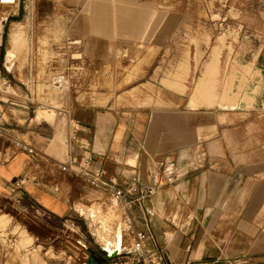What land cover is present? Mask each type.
<instances>
[{
  "label": "crops",
  "instance_id": "0c3cea01",
  "mask_svg": "<svg viewBox=\"0 0 264 264\" xmlns=\"http://www.w3.org/2000/svg\"><path fill=\"white\" fill-rule=\"evenodd\" d=\"M58 1L61 8L52 15L59 19L60 42L47 49H63L65 39L69 45L80 39L90 51L107 49L109 44L156 50L173 32L172 0L165 9H158L161 0ZM252 44L248 39L244 55L235 59L216 58L213 49L202 64L263 68L264 41ZM188 60L177 64H201ZM3 64L6 75L0 74L1 87L9 81L20 83L23 95L11 88L15 94L11 96L20 100L16 101L0 91L6 95L0 100L4 105L0 106V197L39 213L33 221L41 244L69 224L81 247L73 255L80 264L91 256L99 264H112L119 257L107 256L115 246L119 245L120 256L131 251L133 228L146 232L149 246L168 263L264 264V108L248 111L246 101L239 104L231 96L234 91L227 96L219 91L216 96L199 90L196 83L187 95L162 92L161 106L149 93L145 105L89 108L67 115L56 106L32 103L42 93L22 83L37 81L29 63L20 73H12L14 62L5 68V56ZM104 64L98 61L95 66ZM228 72L235 87V74L232 69ZM205 97L218 100L206 105ZM11 106L23 113L22 124L3 119ZM39 109L56 110L54 121L40 113L27 120ZM60 116L66 120L62 128ZM32 120L56 125L41 128L40 123L32 126ZM72 128L75 134L70 137ZM13 141L34 154L17 150ZM66 153L79 159L92 157V165L116 179L121 188L135 175L152 193L124 212L80 176L60 171L58 164ZM23 176L29 181L16 195L11 183Z\"/></svg>",
  "mask_w": 264,
  "mask_h": 264
},
{
  "label": "rangeland",
  "instance_id": "374dc122",
  "mask_svg": "<svg viewBox=\"0 0 264 264\" xmlns=\"http://www.w3.org/2000/svg\"><path fill=\"white\" fill-rule=\"evenodd\" d=\"M166 3L170 7L169 0H161L158 9H165ZM171 5L173 32L156 50L120 49L119 44L116 48L109 44L107 49L90 51L83 47L86 44L80 39H76L75 45L67 44L65 39L61 44L63 49L53 50L47 48L60 42L56 28L59 19L52 15L54 9L61 8L60 2L20 0L17 11L8 15L0 33V74L6 75L4 56L5 68L16 63L12 73H20L29 63L30 73L37 81L22 83L30 89L36 87L42 93L38 98H32V103L56 106L67 115L89 108L145 105L149 93L153 97L156 95L155 105L161 106L162 92L187 95L196 83L200 85L199 90L204 88L205 93L216 96L219 91L224 96L234 91L231 96L237 98L239 104L246 101L248 111L264 108V67L202 64L203 59L211 57L213 49L212 56L216 58L235 59L244 55L248 39L252 45H261L264 41V0H172ZM252 53L257 57L255 51ZM183 59H193L201 64L192 67L177 64ZM98 61L105 64L95 66ZM231 69V74L236 77L235 87L234 77L229 80ZM60 75L65 77L67 84L64 91L57 92L52 88V81ZM1 84L0 81V91H6L12 100L20 101L13 97L14 91L23 95L20 83L9 81L4 87ZM6 95L0 94V100L4 101ZM205 98L208 100L206 105L216 104L218 100L215 97L214 102L211 97L213 103ZM0 106L4 105L0 103ZM17 109L11 106L3 119L11 118L22 124L23 113ZM37 113L51 122L57 115L56 110L39 109L27 120ZM61 121V128L65 127L66 120ZM38 123L41 128H46L47 124L56 125L40 120L30 122L32 126ZM20 203L0 197V219L3 216L5 220V225L0 227V264H80L81 259L73 256L78 247L81 248L76 243L74 228L69 224L61 225L56 237L43 245L33 221L39 213L29 208L23 210Z\"/></svg>",
  "mask_w": 264,
  "mask_h": 264
},
{
  "label": "built area",
  "instance_id": "2783aa9c",
  "mask_svg": "<svg viewBox=\"0 0 264 264\" xmlns=\"http://www.w3.org/2000/svg\"><path fill=\"white\" fill-rule=\"evenodd\" d=\"M20 0H0V12L3 9L14 8ZM67 81L63 75H60L52 81V88L57 92H62L66 88ZM75 134V129L70 130V137ZM17 150L24 151L28 155H33L32 149L27 148L20 142L13 141ZM93 158L90 156L81 159L66 153L65 161L59 163V169L62 172L71 173L80 176L88 185L98 191L109 195L124 212H127L131 205L142 204V202L151 195L152 189L149 186L141 185L138 178L132 175L127 179L125 188L117 185L116 179L105 175L103 169L94 167ZM29 180L26 176L12 181L11 187L15 194H21L22 186ZM130 235L133 243L132 249L124 256L118 255L119 259L112 264H175L163 261L158 257L157 252L149 246V236L144 231H137L130 228ZM188 248V247H187ZM193 264H216L210 262H196Z\"/></svg>",
  "mask_w": 264,
  "mask_h": 264
},
{
  "label": "bare ground",
  "instance_id": "6f19581e",
  "mask_svg": "<svg viewBox=\"0 0 264 264\" xmlns=\"http://www.w3.org/2000/svg\"><path fill=\"white\" fill-rule=\"evenodd\" d=\"M17 10H16V7H14V8H10V9H8L7 11H1L0 12V33H1V30H2V26H3V23H4V21L6 20V18L8 17V15L10 14V13H12V14H15V12H16ZM4 217L3 216H1V219H0V227H1V225L3 226V225H5L4 224V219H3ZM17 241V240H16ZM20 244V243H19ZM104 245H105V243H104ZM118 247H119V245H117V246H115L114 247V249H113V251H115L116 249H118ZM15 248V247H14ZM105 249L107 250V251H109V249H108V244H107V246L105 247ZM15 250H17V249H15ZM111 253V252H110ZM27 255V254H26ZM22 260V259H21ZM23 262V261H22ZM9 263V262H8ZM27 263V262H26ZM30 264V263H29Z\"/></svg>",
  "mask_w": 264,
  "mask_h": 264
},
{
  "label": "water",
  "instance_id": "95a60500",
  "mask_svg": "<svg viewBox=\"0 0 264 264\" xmlns=\"http://www.w3.org/2000/svg\"><path fill=\"white\" fill-rule=\"evenodd\" d=\"M104 250L107 253V250L106 249H104ZM118 255H119V251H118V249H116L115 251H112V253L110 255H108L107 258L112 259V258L118 257ZM85 264H99V261L91 256L88 259L87 263H85Z\"/></svg>",
  "mask_w": 264,
  "mask_h": 264
}]
</instances>
